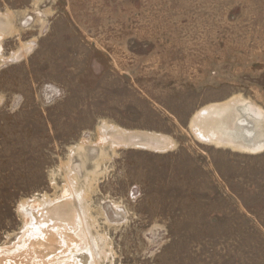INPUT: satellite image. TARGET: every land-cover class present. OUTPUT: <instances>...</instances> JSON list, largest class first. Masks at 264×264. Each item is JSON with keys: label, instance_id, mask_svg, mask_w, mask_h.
<instances>
[{"label": "rangeland", "instance_id": "1", "mask_svg": "<svg viewBox=\"0 0 264 264\" xmlns=\"http://www.w3.org/2000/svg\"><path fill=\"white\" fill-rule=\"evenodd\" d=\"M261 144L264 0H0V264H264Z\"/></svg>", "mask_w": 264, "mask_h": 264}, {"label": "bare ground", "instance_id": "2", "mask_svg": "<svg viewBox=\"0 0 264 264\" xmlns=\"http://www.w3.org/2000/svg\"><path fill=\"white\" fill-rule=\"evenodd\" d=\"M249 110L253 113V115H255V117H260L261 115L259 114V113H257L251 106H250V108H249ZM221 111H223L222 109H221ZM221 113V112H220ZM219 113V114H220ZM205 114H208V116H216V115H218L217 113H216V109H215V107L214 108H209V109H205V110H203V111H201V113H199L198 114V117H202V118H205L206 119V116H205ZM221 115V114H220ZM252 115V114H251ZM215 133V134H214ZM206 134V133H205ZM217 134V135H216ZM208 135H210V139H212V140H214V139H216V140H219V138L220 137H218V133H216V131H209V133H208ZM214 135H215V137H214ZM135 139V138H134ZM163 140V139H162ZM161 140V141H162ZM150 141V140H149ZM131 143V142H130ZM152 144V143H151ZM150 144V145H151ZM155 144V143H154ZM158 145H160V143L158 144ZM152 146H153V144H152ZM152 146H150V147H152ZM155 147V146H154ZM157 147V146H156ZM158 148H159V146H158ZM264 148V144H261V145H259L258 147H256V148H254V150H255V152L257 151H262V149ZM253 150V149H252ZM251 150H249V152H250ZM253 153V152H252ZM44 236H46V235H44ZM57 262V261H56Z\"/></svg>", "mask_w": 264, "mask_h": 264}]
</instances>
